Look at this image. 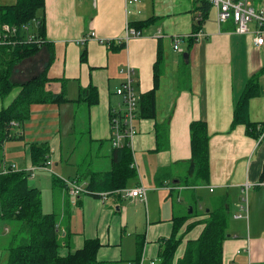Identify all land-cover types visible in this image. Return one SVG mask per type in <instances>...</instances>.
<instances>
[{"label": "crops", "instance_id": "0c3cea01", "mask_svg": "<svg viewBox=\"0 0 264 264\" xmlns=\"http://www.w3.org/2000/svg\"><path fill=\"white\" fill-rule=\"evenodd\" d=\"M14 2L0 0V4ZM250 2L264 11V0ZM200 5L201 0H45L46 37L55 54L48 66L51 79L46 87L53 93L63 88L70 101L33 104L30 118L20 129L15 127L14 137L0 148V171L8 167L30 171V144L50 145L49 168L32 170L29 179L39 189L52 180L50 193L57 196V204L52 199V210L46 213H56L58 232L63 237L59 248L62 255L80 249L86 239L98 238L96 258L100 264H140L142 257L143 264H158L160 239L171 234L175 218L186 214L185 195L194 196L205 208L212 197L224 195L234 213L241 202L242 185L248 182V219L230 220L222 264H264V184L258 185L264 179V133L254 139L245 133L244 125L228 131L233 100L246 80L264 67V27L263 42L253 45L252 34L233 32L232 21L218 25L214 6L200 21ZM147 18L154 20L142 29V37L131 38L126 44L119 41L128 23ZM175 36L181 39L182 51L172 47ZM190 38L193 42L188 48ZM84 42L87 58L81 62ZM158 42L165 60L155 91L156 116L142 118L137 113L134 119L136 133L131 149L137 178L127 186L142 184L146 199L131 198L121 189L107 193L105 198L83 193L77 201L71 200L67 188L61 187L64 179L74 178L78 169L84 173L112 168L109 117L112 109H122V97L115 93L125 81L122 69L133 67V87L140 98L154 85ZM185 51L182 64L174 54L183 56ZM47 59L46 49H41L15 67L13 80L38 74ZM260 73L262 90L248 101V116L257 123L264 122V69ZM90 84L97 88L99 101L88 108L75 99L80 88ZM19 91V87L14 88L0 98V109ZM198 119L206 121L210 133V175L186 186L183 180L191 178L193 169L188 161L189 123ZM156 124L167 126L159 148ZM20 133L22 138L17 139ZM84 137L87 143L78 150ZM42 205L41 198V209ZM201 210H195L179 228L183 245L201 233V221L206 218ZM192 221L196 222L194 227L185 233ZM5 230L10 233L9 226ZM10 244L0 248V264H6Z\"/></svg>", "mask_w": 264, "mask_h": 264}, {"label": "trees", "instance_id": "16d2710c", "mask_svg": "<svg viewBox=\"0 0 264 264\" xmlns=\"http://www.w3.org/2000/svg\"><path fill=\"white\" fill-rule=\"evenodd\" d=\"M44 5L45 0H15L13 4H0V38L4 36L1 28L3 24L17 27L15 35L7 36L4 39L5 44L0 45V98L4 99L14 88H20L15 99L0 109V148L6 140L14 137L13 129L15 127L20 129L23 122L30 118L33 104L60 105L70 101L63 88L59 93H53L46 87L47 81L51 79L47 75L48 66L53 62L55 54L51 41L46 37ZM212 6L207 0H201V5L198 7L200 21L207 17ZM153 20L154 18H147L131 21L129 24L142 33V29ZM28 23L31 24L30 30H23L21 26ZM189 41L188 48L191 47L193 39L190 38ZM84 44L85 42L80 51L81 62H85L87 58ZM41 49H46L48 54L44 69L29 79L14 81L15 67L38 54ZM162 60L163 49L158 42L157 56L153 63L154 85L141 94L138 100V115L142 118L156 116L155 91L158 88ZM263 69L264 67L246 80L243 90L233 100V118L229 132L237 125H244L245 133L254 139H259V136L264 133V122H253L248 116L249 99L262 90L258 78ZM75 101L84 103L88 108L97 104L99 101L97 88L92 84L86 88H80ZM166 130L167 126L156 124L157 148L161 147V133ZM189 132L190 158L188 161L193 164V169L191 178L186 177L183 180L187 183L186 186L194 180H206L210 175V133L206 121L203 119L190 121ZM16 138L21 139V133ZM112 150L111 169L104 172L84 173L78 169L76 176L71 179L77 183L85 182L88 195L101 198L102 193L121 191L137 178L132 150L127 144ZM29 153L31 167L41 168L47 164L50 157V145L34 142L30 144ZM31 173V170H15L8 167V170L0 175V218L16 222L20 233L18 242L10 241L6 264H100L96 258L100 246L98 238L86 239L80 249L68 252L66 255L60 253L59 248L63 237L58 232L56 213L42 212L41 191L37 186H29L27 182ZM53 180L56 183L59 182L56 178ZM64 186L67 187L65 182L61 187ZM209 202L210 204L203 209L206 218L201 221L203 224L201 233L196 238L185 241L183 253L176 261L173 259L183 237V234L178 235V230L195 214L194 207L190 214L174 219L171 234L160 239L158 264H222L223 241L228 237L227 228L233 213L229 206L230 202L224 195L212 197ZM195 223L192 221L187 224L185 233L189 232ZM10 231L11 227H9ZM138 247L142 248L140 245Z\"/></svg>", "mask_w": 264, "mask_h": 264}, {"label": "built area", "instance_id": "2783aa9c", "mask_svg": "<svg viewBox=\"0 0 264 264\" xmlns=\"http://www.w3.org/2000/svg\"><path fill=\"white\" fill-rule=\"evenodd\" d=\"M131 1V0H129ZM216 9V19L218 25L221 26L228 21H232L234 24L233 32L237 34H252L253 45H260L263 42V27H264V11L262 9H257L250 0H207ZM254 25V29L250 28V25ZM30 23L24 24L23 30H30ZM2 30L4 32L3 38H0V45L5 44L4 39L7 36L15 35L17 27H11L7 24L2 25ZM94 35V32H90ZM143 33L136 30L129 23L125 27L124 34L121 36L119 41L126 44L129 39L134 37H142ZM197 34L195 33V36ZM180 38L175 36L173 40L172 47L176 51H182L179 48ZM125 76V81L116 88L115 93L122 97V109L110 111V142L112 148H119L123 144L131 149L133 144V139L136 133L135 117L138 113V100L139 97L134 91L133 87V67L131 65L122 69ZM132 150V149H131ZM51 160L48 159L47 164L41 168L48 169ZM135 165V164H134ZM8 169L1 170L0 175L5 173ZM35 170L34 168L31 169ZM67 184V194L71 200L77 201L80 194H88L84 183L75 182L71 179H64ZM264 184V179L258 183V185ZM243 195L241 196V202L238 204L237 210L233 213V218H244L248 219V200H247V190L250 184L247 182L242 185ZM211 191L213 188L210 189ZM125 194L131 198H139L141 200L146 199L147 190L142 186V184L136 185L134 188H124ZM103 198L106 197V193H102ZM144 258L140 259V264L144 263ZM149 264H154V261L149 262Z\"/></svg>", "mask_w": 264, "mask_h": 264}, {"label": "rangeland", "instance_id": "374dc122", "mask_svg": "<svg viewBox=\"0 0 264 264\" xmlns=\"http://www.w3.org/2000/svg\"><path fill=\"white\" fill-rule=\"evenodd\" d=\"M182 46L184 47L185 45L182 44ZM175 56H177V58L180 59V62L183 64L184 62V59H183V56H182V53H178V54H174ZM165 56V55H164ZM164 60H165V57H164ZM164 60L162 61V64H164ZM87 143V139L84 137V141L81 142L78 146V150H80L82 147H84ZM92 151V150H91ZM4 174V173H3ZM30 178V177H29ZM27 179V182H28V185L29 186H32V183L30 181V179ZM48 179L46 182H44V184L41 186V198H42V212L43 213H46V211H51L52 210V207L53 206V202H52V199L55 201V203L57 204V196L54 198L51 193H50V186L52 185V180ZM58 189V188H56ZM55 189V190H56ZM207 192H205L206 194ZM54 194H56V191H54ZM204 194V195H205ZM57 195V194H56ZM211 194L208 196L210 197ZM185 199H184V212L186 214H188V211H189V208H193L194 207V212L195 210L199 212H202L201 208L204 209L205 208V205L203 206V202H195V198L194 196L191 197L189 195H185L184 196ZM202 206V207H200ZM233 216V215H232ZM233 218V217H232ZM231 218V220H232ZM11 227V231H10V234H8V231H6V227ZM19 229V226L16 225V222H13L12 220H7V219H4V218H0V248H6V246L9 244L10 241H13V243H16L20 240V233L18 231ZM12 237H15L16 239L13 240ZM184 245L183 243H180L179 244V248L177 249L176 251V254H175V257L173 260H177L178 257H180V255L183 253L180 251V248H182ZM183 251V250H182Z\"/></svg>", "mask_w": 264, "mask_h": 264}, {"label": "water", "instance_id": "95a60500", "mask_svg": "<svg viewBox=\"0 0 264 264\" xmlns=\"http://www.w3.org/2000/svg\"><path fill=\"white\" fill-rule=\"evenodd\" d=\"M186 55H187V52L185 51V53L183 54L184 61L186 60ZM206 210H208V209H206ZM191 212H192V208L190 207L189 211H188V214H190Z\"/></svg>", "mask_w": 264, "mask_h": 264}]
</instances>
